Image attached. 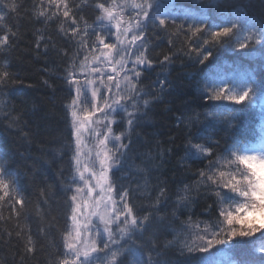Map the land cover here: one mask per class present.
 Instances as JSON below:
<instances>
[{
	"label": "snow or ice",
	"instance_id": "6c2138e0",
	"mask_svg": "<svg viewBox=\"0 0 264 264\" xmlns=\"http://www.w3.org/2000/svg\"><path fill=\"white\" fill-rule=\"evenodd\" d=\"M257 3L259 16L249 11ZM86 6L71 0H38L26 13L37 23L55 22L72 45L56 49L67 64L63 80L70 92L65 105L70 140L53 149L38 148L54 158L67 152L70 163L63 179L69 211L62 251L49 264H171L161 259L169 249L179 257L175 264H264V220H257L264 217V0L241 5L224 0L214 5L224 13L220 23L211 16L177 12L164 0H103L96 3L97 15L89 23L81 14ZM22 7L18 0H0V92L24 85L9 71L7 59L21 38L9 21L20 17ZM157 30L169 37L170 50L154 57L150 49ZM181 37L183 45L172 51L173 38ZM50 45L55 49L52 37L40 35L34 43L36 55L47 56ZM226 46L249 62L256 61V66L218 76L214 53ZM179 53L207 68L199 73L197 87L200 98L212 103L203 120L196 112L174 116V127L184 132L182 143L177 146L176 136L170 135L168 147H163L159 140L153 144L145 139L139 129L171 94L168 69ZM157 67L156 79L145 85L144 79ZM43 83L51 87L47 80ZM0 114L8 119L9 129L18 130L31 144L29 132L23 130L27 126L23 111L14 114V107L0 100ZM213 125L229 133L222 154ZM242 130L247 131L244 138ZM6 139L0 133V144ZM178 148L183 150L178 163L206 164L197 168L191 185L176 190L173 199L167 181L155 174ZM14 155L0 151V220L16 221L17 230H5L4 242L13 238L22 242L18 254L20 264H25L41 250L39 239L47 237L53 225L46 221L48 210L37 204L41 220L37 232L21 227L26 199L19 174L9 164ZM19 155L33 159L30 154ZM35 167L29 165L30 170ZM49 191L50 186L39 188L44 205L49 203ZM201 197L213 201L205 208L210 220L193 219ZM5 206L8 217L3 215ZM176 222L179 229L172 227ZM167 234L174 238L163 240ZM237 249L242 253L238 260L232 257ZM224 254L226 260L218 258Z\"/></svg>",
	"mask_w": 264,
	"mask_h": 264
},
{
	"label": "trees",
	"instance_id": "16d2710c",
	"mask_svg": "<svg viewBox=\"0 0 264 264\" xmlns=\"http://www.w3.org/2000/svg\"><path fill=\"white\" fill-rule=\"evenodd\" d=\"M179 1L180 7L183 8L188 4L194 5L190 0ZM37 2L38 0H18V3L23 6L20 17L9 22L18 27L21 38L16 47L7 54L10 65L9 71L23 79L24 85L31 84L33 87L27 88L24 85L16 84L0 92V100H3L8 108L14 107V114L23 111L24 120L27 121V126L23 130L29 132L31 138V144H28L18 130L8 128V119L0 114V133H3L7 138L6 143L0 144V151L15 154L9 160V164L19 174L20 188L26 199L24 215L21 216L19 223L21 227H31L32 232L35 234L41 223L40 217L36 213V206L39 204L40 207L48 210L46 221H50L53 225L47 237L39 239L38 246L41 247V250L36 256L26 258L25 264H49L52 256L62 251V232L66 227L69 211L66 194L63 191V179L68 177L70 170L69 155L66 152L63 158H54L50 153L38 151V148L43 145L46 149H53L61 144H67L70 140L68 118L65 110V105L70 99V92L63 80L64 69L67 64L64 58L56 54V49L71 48L72 45L70 42H66L58 32V25L55 22L47 25L37 23L26 14L31 11L33 4ZM71 2H85L87 4L81 14L91 23L97 15L96 3L103 2V0H71ZM250 2H253V0H228L229 4L235 5L249 4ZM249 11L257 16L261 14L258 4L256 7L250 8ZM222 14L224 13L218 12L214 8L210 12V16L217 23L221 22L220 15ZM40 35H44L45 38L51 36L52 42L55 44V49L51 45L49 46L47 56L42 53L36 55L34 43ZM168 39L169 37L163 31L157 30L153 33L150 51L154 57L170 50ZM173 45L175 47L171 50L175 51L176 48L183 45V38H173ZM41 47L43 48V43ZM214 56L215 73L218 76H229L231 68L238 67L239 73H242L246 70L251 71L256 66V61L249 62L239 52L228 46L217 49ZM174 60L175 63L168 69L169 79L173 85L170 89L171 94L165 95L166 103L156 106L150 114V122L139 129L145 139L151 140L153 144L156 140H159L163 147H168L167 141L170 135L176 136L177 146L182 143L184 132L174 127V116L179 115L181 112L187 115L196 112L201 113L200 118L203 120V113L209 110V104L212 103L208 102L206 104L200 98L197 87L199 73L206 71L207 68L197 65L194 60L188 59L183 53H179L177 57H174ZM232 64L235 65L231 67ZM159 72L160 68L157 67L155 72L148 74V78L144 79L143 83L150 85L156 79V73ZM45 80L48 81L51 87L43 83ZM167 101H171V103H167ZM185 101H187V106ZM168 108H172L173 111H166ZM114 130L118 129H115L114 126ZM211 131L214 133V139L220 140L221 147L217 151L222 154L224 145L229 142V133L225 132L221 125H213ZM241 136L242 138L246 137L247 131L242 130ZM20 153H23L25 157L30 154L33 159H22ZM181 156H183V150L178 148L171 158H166V163H164L161 171L155 174L161 180L167 181L173 199L176 190L182 188L184 184L191 185L197 178L195 175L197 168L205 167L206 164V161L202 163L191 160L181 164L178 163ZM32 164L36 166L35 171L29 168V165ZM61 170H63L62 174ZM114 179H117L118 184L122 182L119 181L118 177H114ZM47 186H50L48 192L49 203L44 205L40 201L39 188ZM212 203V199L201 197L193 208V219H212L211 215L205 213L206 206ZM3 215L5 217L10 215L7 206L3 209ZM52 217H55L54 221L51 219ZM185 218V215H181V219ZM172 227L179 229V222L174 223ZM5 230L14 233L17 230L16 221L14 219L0 220V262L2 264H20L18 253L22 249V242L13 238L11 242L5 243L4 241L7 239ZM173 238L174 234H167L162 237L165 241ZM241 254L240 250L237 249L232 253V257L238 260ZM178 258L174 249H169L161 257L162 260L169 261L171 264H175Z\"/></svg>",
	"mask_w": 264,
	"mask_h": 264
},
{
	"label": "bare ground",
	"instance_id": "6f19581e",
	"mask_svg": "<svg viewBox=\"0 0 264 264\" xmlns=\"http://www.w3.org/2000/svg\"><path fill=\"white\" fill-rule=\"evenodd\" d=\"M236 1H237V0H236ZM253 2H254V0H253ZM257 4H258V3H257ZM234 65H235V64H232L231 67L234 66Z\"/></svg>",
	"mask_w": 264,
	"mask_h": 264
},
{
	"label": "rangeland",
	"instance_id": "374dc122",
	"mask_svg": "<svg viewBox=\"0 0 264 264\" xmlns=\"http://www.w3.org/2000/svg\"><path fill=\"white\" fill-rule=\"evenodd\" d=\"M196 14H197V13H196ZM196 14H195V15H196ZM191 15H192V13H191Z\"/></svg>",
	"mask_w": 264,
	"mask_h": 264
}]
</instances>
